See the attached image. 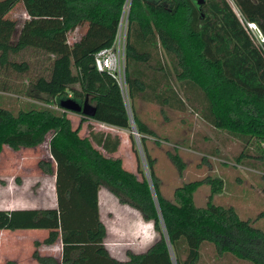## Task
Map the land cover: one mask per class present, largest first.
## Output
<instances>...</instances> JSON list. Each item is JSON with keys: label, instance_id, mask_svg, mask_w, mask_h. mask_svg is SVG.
I'll use <instances>...</instances> for the list:
<instances>
[{"label": "trees", "instance_id": "1", "mask_svg": "<svg viewBox=\"0 0 264 264\" xmlns=\"http://www.w3.org/2000/svg\"><path fill=\"white\" fill-rule=\"evenodd\" d=\"M21 0H0V153L36 146L48 133L52 160L40 159L55 173L57 204L51 207L0 209V229H48L41 243L62 242L61 261L42 255L41 264H200L205 245L216 257L232 254L264 264V229L242 218L234 205L214 202L222 179L207 177L179 185L164 196L148 141L160 137L135 112L141 98L201 112L215 127L248 140L254 138L264 159V55L227 0H130L126 37V80L143 158L138 173L123 166L121 136L91 130L81 136L62 99L89 98L101 123L133 130L120 85L96 66L95 54L113 44L126 0H29V15L8 13ZM241 14L264 33V0H234ZM79 28L71 43L69 33ZM30 51L36 63L24 57ZM21 55V59L16 56ZM13 75V76H12ZM13 104V106H12ZM179 170L186 163L169 151ZM144 161L149 172L144 168ZM212 186L206 205L194 195ZM105 186L122 204L152 221L158 236L144 251L113 255L106 244L99 189Z\"/></svg>", "mask_w": 264, "mask_h": 264}, {"label": "rangeland", "instance_id": "2", "mask_svg": "<svg viewBox=\"0 0 264 264\" xmlns=\"http://www.w3.org/2000/svg\"><path fill=\"white\" fill-rule=\"evenodd\" d=\"M227 1L238 14L240 10L234 0ZM48 2L37 0L39 8L47 6ZM30 4L29 0H21L8 15L16 18L28 16ZM79 36V28L76 27L69 33L70 42L73 43ZM16 57L21 59V55ZM24 57L31 58L33 64L37 62L35 55L30 51H27ZM134 106L139 118L160 137V140L151 137L148 146L155 158V170L160 178V189L164 196L172 198L175 189L188 181L207 177L220 178L223 184L222 188L213 194L214 202L234 205L242 218L254 219L264 210V159L260 157L262 152L254 138L244 140L215 127L192 106L180 110L141 98L134 101ZM68 116L74 128L80 126L81 136L90 135L91 130L119 134L121 144L117 151L107 153L101 146L97 147L105 154L120 157L125 168L138 173V154L131 138L132 129L83 118L81 113L69 110ZM50 135L51 133H48L36 146L13 149L4 144L0 153V207L7 202L9 204L6 205L17 208L56 205L55 173H46L38 165L40 159L53 161L49 147ZM134 137L143 158L140 142L135 134ZM262 146L264 148V143ZM169 151L177 152L185 161L184 170H179ZM53 166L55 168L54 161ZM144 168L149 174L145 161ZM211 190V184H201L194 195L196 204L206 205ZM99 204L101 218L108 231L106 241L113 255L126 258L128 249L144 251L158 236L152 221H146L136 208L120 203L104 185L99 189ZM255 225L264 229V217L258 219ZM17 231L13 236L0 235V241H7V244H3L5 251L0 255V264H15V261H19L18 264H41L33 257L35 249L42 255H52L58 261L61 260L62 247L59 241L50 245L35 244L37 238L43 240L48 235V230ZM213 247L211 243L204 246L200 264H256L248 258H237L230 253L216 257Z\"/></svg>", "mask_w": 264, "mask_h": 264}, {"label": "built area", "instance_id": "3", "mask_svg": "<svg viewBox=\"0 0 264 264\" xmlns=\"http://www.w3.org/2000/svg\"><path fill=\"white\" fill-rule=\"evenodd\" d=\"M130 2V0H126L125 2L123 14L119 21L113 44L97 51L95 54V61L99 70L109 71L117 80L121 88L129 118L131 121H134L126 80V37ZM237 15L255 44L259 47L264 55V33L261 28L256 22L247 20L241 14V12H239ZM136 136L139 140V133H137Z\"/></svg>", "mask_w": 264, "mask_h": 264}, {"label": "water", "instance_id": "4", "mask_svg": "<svg viewBox=\"0 0 264 264\" xmlns=\"http://www.w3.org/2000/svg\"><path fill=\"white\" fill-rule=\"evenodd\" d=\"M199 3H202L203 0H198ZM60 105L69 111L81 113L82 115L92 117L96 113V106L90 102L89 98H85L82 101H79L73 97H69L66 99H62L60 102ZM133 133L135 136L137 135L136 127L134 124V121H131Z\"/></svg>", "mask_w": 264, "mask_h": 264}, {"label": "crops", "instance_id": "5", "mask_svg": "<svg viewBox=\"0 0 264 264\" xmlns=\"http://www.w3.org/2000/svg\"><path fill=\"white\" fill-rule=\"evenodd\" d=\"M94 121H96V120H94ZM97 122H99V121H97ZM101 123V122H100ZM4 202V201H3ZM4 204V205H3ZM2 205L3 206H1L0 207V209H12V208H17V207H14V206H11V205H6V204H9V202H7V203H3ZM57 204V203H56ZM55 206V205H54ZM18 208H20V207H18ZM1 231V233H0V235H4V236H13V234H15V232H18L17 230H9V229H0ZM7 230V231H6ZM18 230H32V231H41V230H48V229H44V228H30V229H18ZM38 240H40L39 238H37ZM36 239V240H37ZM57 241H59V243H60V245H61V247H62V242H61V240L60 239H58ZM7 244V241H0V255L2 256L3 255V251H5V249L3 248V244ZM106 244H107V246H108V243H107V241H106ZM47 245H50V244H47ZM5 247V246H4ZM109 247V246H108ZM61 252H62V248H61ZM10 253H12V254H14L13 252H10ZM62 254V253H61ZM16 258H19L18 256H16ZM58 260V259H57ZM61 261V260H60ZM19 263V261H15V264H18Z\"/></svg>", "mask_w": 264, "mask_h": 264}]
</instances>
